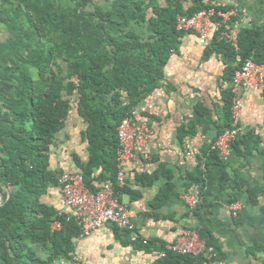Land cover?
<instances>
[{"label":"trees","instance_id":"obj_1","mask_svg":"<svg viewBox=\"0 0 264 264\" xmlns=\"http://www.w3.org/2000/svg\"><path fill=\"white\" fill-rule=\"evenodd\" d=\"M212 6L237 10L222 27L231 32L237 25V49L218 32L210 41L211 51L224 57L231 82L247 59L264 64V0H0V264L70 259L79 227L40 201L57 185L49 151L70 111L75 108L87 123L88 160L73 155L85 186L97 190L94 182L101 179L94 170L101 167L110 172L118 195L124 188L115 186L117 126L164 79V66L183 35L176 31V16ZM232 98L230 87L218 135L231 128ZM256 140L246 132L231 145L250 151ZM207 156L220 165L221 183H227L220 155L210 146ZM190 178L193 184L200 180ZM232 189L235 201L238 188ZM259 193L248 189V201L257 202ZM55 220L61 229H51ZM215 259L168 253L155 264H214Z\"/></svg>","mask_w":264,"mask_h":264},{"label":"crops","instance_id":"obj_2","mask_svg":"<svg viewBox=\"0 0 264 264\" xmlns=\"http://www.w3.org/2000/svg\"><path fill=\"white\" fill-rule=\"evenodd\" d=\"M234 27L237 33V25ZM214 33L211 27L205 44L198 42L195 33H183L177 51L164 66L160 86L132 112L134 120L148 123L151 133L145 147L136 149L138 154L127 168L126 186L122 187L125 191L117 199L130 211L139 236L152 244L132 242L127 232L107 224L87 236L74 237L70 259L58 257L53 264H155L162 258L158 254L162 245L174 242L185 230L196 232L215 247L214 264H264V97L253 91L237 95L241 108L238 124L258 140L250 151L239 152L231 145L221 157L230 175L223 184L220 165L207 156L219 133L224 92L231 87L224 57L210 48ZM86 128L87 123L72 108L49 151V169L57 176L62 171H80L73 155L88 160ZM143 151L149 158L140 154ZM94 172L101 179L94 182L96 187L113 186L110 172L101 167ZM193 175L200 179L198 184L191 182ZM232 185L239 193L235 201L231 200ZM248 189L260 192L257 202L248 201ZM195 191L201 202L190 212L182 195ZM59 199L58 185L40 197L58 215L68 211Z\"/></svg>","mask_w":264,"mask_h":264},{"label":"built area","instance_id":"obj_3","mask_svg":"<svg viewBox=\"0 0 264 264\" xmlns=\"http://www.w3.org/2000/svg\"><path fill=\"white\" fill-rule=\"evenodd\" d=\"M245 13V9H241ZM237 14L235 8L228 10L209 7L191 15L176 16V31L181 33H195L200 44H205L208 33L213 28L219 33V38L229 41L237 49L236 33L222 29L231 17ZM248 21V19H246ZM172 55V54H171ZM264 90V64L256 63L251 59L244 61L235 70L231 81L232 98V125L231 128L217 135L211 144V149L223 157L230 149L231 144L245 134L244 128L238 124V116L241 108L238 100L239 91H253L262 93ZM151 133L146 121H136L131 115L124 117L117 126L118 147L116 150V177L115 186H126L127 168L136 158L137 148L145 147ZM144 158H149L148 153L141 152ZM57 185L59 188L60 206L67 209L59 212L66 220H73L79 227L80 235L87 236L93 231L107 224L115 226L118 230L127 232L132 242L140 241L147 245L149 240L143 239L136 231L128 208L118 202L113 186L109 183L98 185L97 190L92 191L83 182L80 171H62L58 174ZM188 209L193 211L201 202L198 191L188 192L182 195ZM233 214H237V206H233ZM71 213V214H69ZM62 223L55 220L51 223L52 230H59ZM168 253L204 257L208 260L215 258L216 253L212 246H208L204 240L194 231H183L174 242L163 245L158 254L165 257Z\"/></svg>","mask_w":264,"mask_h":264},{"label":"rangeland","instance_id":"obj_4","mask_svg":"<svg viewBox=\"0 0 264 264\" xmlns=\"http://www.w3.org/2000/svg\"><path fill=\"white\" fill-rule=\"evenodd\" d=\"M222 1H226V2H229V1H232V0H222ZM73 107H75V105H74Z\"/></svg>","mask_w":264,"mask_h":264},{"label":"water","instance_id":"obj_5","mask_svg":"<svg viewBox=\"0 0 264 264\" xmlns=\"http://www.w3.org/2000/svg\"><path fill=\"white\" fill-rule=\"evenodd\" d=\"M1 200H2V195L0 194V202H1Z\"/></svg>","mask_w":264,"mask_h":264}]
</instances>
